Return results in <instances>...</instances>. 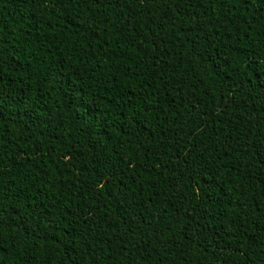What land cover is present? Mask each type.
<instances>
[{
  "label": "trees",
  "instance_id": "obj_1",
  "mask_svg": "<svg viewBox=\"0 0 264 264\" xmlns=\"http://www.w3.org/2000/svg\"><path fill=\"white\" fill-rule=\"evenodd\" d=\"M0 264H264V0H0Z\"/></svg>",
  "mask_w": 264,
  "mask_h": 264
}]
</instances>
